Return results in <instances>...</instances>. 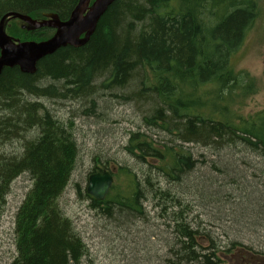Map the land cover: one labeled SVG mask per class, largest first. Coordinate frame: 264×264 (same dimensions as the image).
Returning a JSON list of instances; mask_svg holds the SVG:
<instances>
[{
  "label": "trees",
  "instance_id": "obj_1",
  "mask_svg": "<svg viewBox=\"0 0 264 264\" xmlns=\"http://www.w3.org/2000/svg\"><path fill=\"white\" fill-rule=\"evenodd\" d=\"M77 2L0 0V18L15 12L36 20L47 14L66 20ZM255 18L252 0H116L83 46L60 48L41 59L31 75L16 67L3 70L0 147L20 142L22 150L0 154V199L19 175L31 181L16 214L11 264H79L83 257L85 246L59 208L75 166V143L42 101L81 104L89 107L84 113L95 115L97 102L109 92L134 98L146 113L143 126L165 134L167 141L158 142L144 132L132 133L125 151L170 187L163 190L159 182L141 181L131 170L119 168L113 176L125 184L117 185L118 180L103 201L84 194L91 209L105 219L138 221L147 217L146 201L167 202L173 209L170 216L165 207L161 211L174 225L175 248L162 264H219L222 260L210 246L197 243L199 230L184 217L191 210L182 204L179 196L185 193L178 189L199 163L209 164L221 179L205 174L209 184L191 185L207 189L203 198L225 203L215 220L230 225L224 231L232 233L230 245L247 255L252 246L242 240L257 236L264 242V108L248 116L236 110L240 98L254 91L247 75L231 64ZM49 30H24L22 40L40 42ZM191 144L217 159L197 160L187 147ZM204 235L213 241L210 232Z\"/></svg>",
  "mask_w": 264,
  "mask_h": 264
},
{
  "label": "rangeland",
  "instance_id": "obj_2",
  "mask_svg": "<svg viewBox=\"0 0 264 264\" xmlns=\"http://www.w3.org/2000/svg\"><path fill=\"white\" fill-rule=\"evenodd\" d=\"M252 1L256 3L255 21L247 32L243 44L231 58L234 71L246 74L253 85L251 89L254 93L246 97L240 95L241 100L237 99L240 103L235 104L236 110L244 116L252 115L264 108V0ZM24 30L27 31L24 24L16 19H9L4 25L5 33L20 42H27L22 40L26 35ZM44 32L47 39L54 34L50 30ZM111 94L114 95H110V92L106 93V97L100 100L101 103L97 102L95 115L84 113L89 107L81 104L42 101L53 117L71 132L77 151L74 170L59 199V208L71 221L74 233L85 246V252L79 264H162L165 258L172 255L170 252L175 248L174 233H172L174 225L164 219L163 211H161L165 207L164 214L169 217L173 210L169 209V203H163L161 200L153 203L146 201L145 220L126 221L115 216L110 219L103 218L90 208L89 200L84 197L87 177L98 170L113 171L115 175L117 169L127 168L141 181L149 178L152 184L159 182L158 185L163 190H168L170 187L159 177L157 171L151 169L150 175L147 164H138L125 151L132 133L144 132L158 142H160L159 139H166L165 134L143 126L142 119L146 113L142 110L140 103L134 101V98L124 99L126 93L121 92ZM104 103H106L105 106ZM187 147L199 161L217 159L208 149L199 144H191ZM21 150L20 142L6 143L0 147V154L16 155ZM240 156L238 154L234 158ZM149 162L152 166L156 165L152 161ZM239 163L237 159L236 164ZM205 174L221 179V176L212 170L211 165L199 163L188 181L178 188L185 193V196L182 193L179 196L182 204L191 210L184 217L191 227L199 230L200 235L196 236L197 243L203 248L210 246L211 252H215L214 254L221 258L222 262L219 264H264V242L258 240L257 236H255L256 239L252 236V241L242 240L244 244L252 246L251 251L247 250L249 252L247 255L240 247L235 249L230 245L233 239L232 233L228 236L224 235V231L228 233L230 225L223 220H215L218 210L226 208L225 203L218 202L219 199L216 197L203 198L207 189L197 191L196 187L191 185L209 184L203 177ZM149 175L150 177H147ZM116 184L124 185L125 181L113 176V185ZM258 187L262 190V184ZM30 188V179L26 174H21L11 182L3 201L0 199V264H11L16 256L17 239L14 231L16 214ZM210 189L214 191L216 187ZM77 191L80 192V196ZM206 232H210L213 243L204 235ZM251 254L257 258H252Z\"/></svg>",
  "mask_w": 264,
  "mask_h": 264
},
{
  "label": "water",
  "instance_id": "obj_3",
  "mask_svg": "<svg viewBox=\"0 0 264 264\" xmlns=\"http://www.w3.org/2000/svg\"><path fill=\"white\" fill-rule=\"evenodd\" d=\"M116 0H78L66 20L55 14L45 15L36 20L30 16L8 12L0 18V74L4 69L18 68L23 74H33L37 63L60 48H79L93 35L97 23L105 11ZM16 19L24 24L27 31L43 28L54 31L51 38L40 41L20 42L4 31L7 20ZM113 185V171L103 170L87 177L85 193L95 201H103Z\"/></svg>",
  "mask_w": 264,
  "mask_h": 264
}]
</instances>
